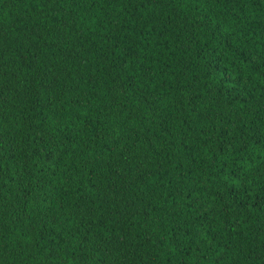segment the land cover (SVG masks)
<instances>
[{
    "label": "trees",
    "instance_id": "trees-1",
    "mask_svg": "<svg viewBox=\"0 0 264 264\" xmlns=\"http://www.w3.org/2000/svg\"><path fill=\"white\" fill-rule=\"evenodd\" d=\"M0 264H264V0H0Z\"/></svg>",
    "mask_w": 264,
    "mask_h": 264
}]
</instances>
